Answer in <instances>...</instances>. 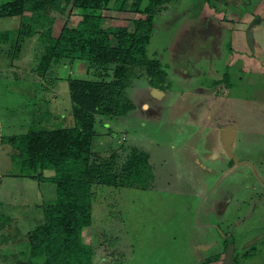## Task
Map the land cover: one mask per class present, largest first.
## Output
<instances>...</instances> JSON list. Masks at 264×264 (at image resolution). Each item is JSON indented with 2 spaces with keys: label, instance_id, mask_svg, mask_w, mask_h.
Instances as JSON below:
<instances>
[{
  "label": "rangeland",
  "instance_id": "1",
  "mask_svg": "<svg viewBox=\"0 0 264 264\" xmlns=\"http://www.w3.org/2000/svg\"><path fill=\"white\" fill-rule=\"evenodd\" d=\"M236 2L208 0L202 4V0H176L155 15L147 54L159 60L166 70L168 88H153L146 77L136 79L126 90L134 109L127 116H103L97 121L93 151L102 153L118 145L137 146L149 154L154 169L151 188L93 186L91 238L93 246L96 245L97 263L102 253L108 252L109 245H113L100 236L97 229L100 221H123V226L131 230L142 227L145 222L141 221H178V225L183 221H188L189 225L191 221L194 224L215 221L223 243L229 240L233 243L232 264H264V239L251 240L261 236L264 222L249 221L263 218L264 205L260 202L252 209V204L236 201L237 197L244 196L242 183L245 179L242 181V177L264 169L260 163V166L252 164L256 160L264 161V65L259 57L264 56V51L258 47V44L264 45V16L252 25L264 14V0H243L245 8L235 6ZM259 7L261 9L253 13ZM126 9L118 19L113 16L116 15L114 10L105 12L102 27L109 24L127 26L128 20L140 16L128 11L129 4ZM233 11L240 12L233 16ZM73 13L71 21L75 24L80 17L75 10ZM257 13L260 14L255 16ZM18 19L17 16L0 17V34L16 27ZM205 20L218 25L221 31L214 47L209 40L201 44L194 37V24ZM63 24V20H55V33L60 32ZM255 28L256 32L260 31L259 38L254 34ZM27 45L26 41L21 57L15 58L12 42L1 41L0 35V212L3 217L12 218L14 225H10V230L15 228L13 233L17 235L42 223L40 204L55 198V185L49 181L15 177L21 173V168L12 160L10 146L1 140L29 129L72 126L74 119L67 80L70 76L94 78V72H88V62L75 60L70 67L56 69L54 74L58 80H44L31 71L35 43ZM192 48L196 50L193 49L190 56L195 52L198 55L185 73L182 61H176V57ZM209 85L211 94L206 90ZM196 89L198 94L187 93ZM204 93L209 94L204 96ZM222 127L237 128L235 138L250 145L240 152L250 161L237 162L240 164L230 169L229 158L221 157L222 161L213 163L201 159L204 153H210V159L213 158V144L216 141L221 144V137L226 136ZM188 145L201 146V152L191 155ZM123 152L127 154V150ZM189 157L207 163L206 167L201 164L197 167L192 160L181 161ZM248 181L256 184L258 191L264 194L259 179ZM207 198L217 200L212 202ZM132 221H137L138 226ZM211 225L215 227L213 222ZM83 233L85 242V230ZM100 243L106 244V249L98 252ZM20 244L22 242L19 247L23 246ZM222 249L221 245L216 248L218 252ZM218 255V260L211 259L215 254L209 255L205 264L219 262L220 253Z\"/></svg>",
  "mask_w": 264,
  "mask_h": 264
},
{
  "label": "trees",
  "instance_id": "2",
  "mask_svg": "<svg viewBox=\"0 0 264 264\" xmlns=\"http://www.w3.org/2000/svg\"><path fill=\"white\" fill-rule=\"evenodd\" d=\"M173 1L0 0V17L19 18L16 27L1 32V41L12 42L15 58L26 41L35 43L33 73L58 80L56 69L75 60L88 62V72H94L93 79L67 80L72 126L29 129L1 140L21 168L14 176L52 182L56 196L40 204L42 223L21 235L10 230L12 218L0 212V264H93L94 248L82 236L92 225L93 186L153 187L154 169L145 150L118 145L101 153L93 151L92 142L103 116H127L134 109L126 94L134 80L146 77L151 87L168 88L167 72L159 60L149 58L147 46L154 16ZM127 4L130 13L140 16L127 26L102 27L105 12L114 10L118 19ZM74 10L80 18L72 24ZM57 19L64 21L59 33L54 31Z\"/></svg>",
  "mask_w": 264,
  "mask_h": 264
},
{
  "label": "crops",
  "instance_id": "3",
  "mask_svg": "<svg viewBox=\"0 0 264 264\" xmlns=\"http://www.w3.org/2000/svg\"><path fill=\"white\" fill-rule=\"evenodd\" d=\"M259 9L261 8H255L253 13L258 12ZM260 16L263 17L264 14ZM216 27H218V25ZM255 30L256 28L254 31ZM254 34H257L256 37L259 38L260 31H255ZM254 34L253 39L255 37ZM232 42L235 44V37L233 35ZM258 47L264 51V45L258 44ZM241 52L246 51L241 50ZM259 57L261 64L264 65V56L259 55ZM200 90V92H202V89ZM221 129L222 133L225 132L226 136L224 138L221 137V144L217 141L215 142L214 139L213 158L210 159V153H204L201 157L202 160L206 161L207 159L213 163L222 161L220 157L225 156V158H227L229 156L228 154L231 152L230 150H232V143L234 144L236 140H231L233 137L228 136L230 131L227 127H222ZM191 145H188V151L191 155L201 152V146L191 147ZM228 148H230L229 151ZM191 160L197 167H200L199 164L204 168L206 167V162V164H202L199 159L192 157L183 158L181 161L188 163V161ZM209 198L214 197L210 196ZM215 200L217 199H209V201L212 202ZM132 222L137 225V221ZM143 222H145V224L142 227L131 230L129 227L127 229L123 226V221H100L97 228L100 236L102 239L112 242L113 245H109L110 248H108L106 254L102 253V257L98 259L100 260L98 263L96 260L97 254L95 252L93 264H205L209 255H218V253H220V260L215 264H222L225 254L224 249L218 252L216 248L218 245H221L223 248L224 243L217 233V222L197 221L194 224V221H191L190 225L188 221H183L180 225L177 224L178 221H141L140 223ZM212 222L215 227L211 225ZM126 223L129 224L130 221ZM92 229V225L85 229V243L92 244L93 246L91 238ZM83 235L84 233L82 236ZM99 245L98 252H100L102 248L106 249L104 248L106 244L100 243ZM94 246V250L96 251V245L94 244Z\"/></svg>",
  "mask_w": 264,
  "mask_h": 264
},
{
  "label": "flooded vegetation",
  "instance_id": "4",
  "mask_svg": "<svg viewBox=\"0 0 264 264\" xmlns=\"http://www.w3.org/2000/svg\"><path fill=\"white\" fill-rule=\"evenodd\" d=\"M228 1L229 0H227V2ZM242 1L243 0H237V2H236V0H235V2H236L235 6H238V7L240 6L242 8H245V6L243 5ZM239 12L240 11H238V12L233 11L232 14H233V16H235V14L236 13H239ZM258 15L259 14L255 15V16H258ZM260 18H261V16H260ZM201 22H203V21H197L194 24L195 25V35H196L194 37H196L197 38V42H200L201 44H203L204 42H206L207 40H209L212 43V47H214L215 44H213V43L218 42V40L216 38H219V36L221 35V31L218 30L217 27L215 25H213L209 21H206L205 20L203 23H201ZM193 46L196 47L195 42H194V45ZM193 49H194V51L196 50L195 48H192L189 52H185L184 55H181L180 54L179 56L176 57V61H182L181 63H182V65H184V72L185 73H187L186 69L188 67H190V65L193 64V59H196L195 58V55H198V54H196L197 52H195V54L193 56H190V53H191V51H193ZM202 51H205V49L202 50ZM185 56H186V59H185ZM197 59H199V56L197 57ZM176 61H175V63H176ZM242 68H244V67H242ZM192 72L195 73L196 70H194ZM197 89L200 90L199 87ZM197 89L195 91H189L187 93H190V92L193 93L194 92V93H197L198 94V90ZM206 90H208V91L210 90L209 93L210 94L212 93V91H211L212 88H210V85H209V88L206 89ZM209 93H204L203 95L204 96L205 95L207 96V94H209ZM215 97H218V95H216ZM227 129H229V131H230L229 134H228V136L231 135L233 137V138H231V140L232 139H235L236 140V142L234 144L232 143V150H230V148H228V151L230 150L231 152L228 154L229 156L227 157V159L229 158V160L227 161V164H228L229 167L228 166L227 167L231 169V167H234L235 164H240L241 162L243 163V162H245V160L250 161V160H248V158H246L240 152V150L242 148H245V147H248L249 148L250 145H247V143H248L247 141L238 140V139L235 138V135L237 134V131H238L237 128L235 129L234 127H227ZM235 130H236V132H235ZM231 136H229V137H231ZM230 144H231V142H230ZM223 158L225 159V156ZM261 160H263V159L261 158ZM237 162H240V163H237ZM263 162L256 160V161H253L252 164L258 166L259 163H260L261 166H264L262 164ZM256 172L258 174L253 173V175H248V177H246L245 175L242 177V181H243V179H245V183H242V188H243V191L242 192H244V196L242 198H240V197L238 198L237 197V200H236V201H238V204H245V205L252 204V209H254L257 205H259L261 203H263V205H264V194H262V192L258 191V189H257L258 187L256 186V184H250V181H248L251 178H253V179H256L257 178L261 182L262 187H264V177L262 176V174L264 175V169H263V171H256ZM243 185H244V187H243ZM254 194L257 195L256 198L253 197ZM246 197H248V198L245 199ZM262 216H263V218L256 219V220H249V221H263L264 222V214L263 213H262ZM262 224L261 225H262V228H263L264 227V223H262ZM257 237L259 238V240H261V239L263 240L264 239V228H263V232H261V236L260 237L259 236H255L251 240L254 241L255 238H257ZM229 241H225V243H224V246H223L224 252L226 251L227 244H228ZM246 247H249V244Z\"/></svg>",
  "mask_w": 264,
  "mask_h": 264
},
{
  "label": "water",
  "instance_id": "5",
  "mask_svg": "<svg viewBox=\"0 0 264 264\" xmlns=\"http://www.w3.org/2000/svg\"><path fill=\"white\" fill-rule=\"evenodd\" d=\"M261 18L257 17L256 20L252 23V25H255ZM248 36V39L250 40V36ZM233 251H234V246L231 241L228 242L227 248L223 257V262L222 264H232V257H233Z\"/></svg>",
  "mask_w": 264,
  "mask_h": 264
}]
</instances>
